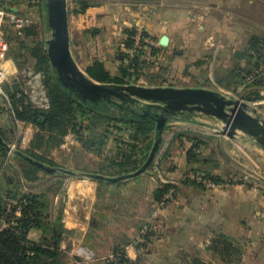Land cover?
Segmentation results:
<instances>
[{"label":"crops","instance_id":"obj_1","mask_svg":"<svg viewBox=\"0 0 264 264\" xmlns=\"http://www.w3.org/2000/svg\"><path fill=\"white\" fill-rule=\"evenodd\" d=\"M102 1L101 5L89 8L82 15L74 14L70 5L69 30L73 26L77 33H94L85 34L84 38L95 53L90 65L95 61L103 62L114 76L118 75L120 54H131L124 42L127 33L133 30H142L155 41L159 53L154 56L149 53V57L171 64L178 72L171 77L184 81L188 76H197L198 82L205 78L204 72L183 73L186 64L188 69L198 68L199 71L220 62L231 64L232 68L252 69L251 47L254 42L264 40V0ZM25 4L6 5L22 10ZM261 59L264 69V55ZM109 64L116 66L111 68ZM4 68L10 80L17 77L18 70L12 59L4 62ZM228 70L225 68L223 74L227 75ZM219 90L223 92L220 87ZM244 91H248L247 88ZM258 91L260 99L245 102L250 108L254 106L255 114L264 120V89ZM5 103H0V123L5 118L12 126L16 125ZM257 108L260 109L258 112ZM5 124L0 128L5 129ZM22 126L34 130L31 125ZM169 128L172 130L169 134L172 137L167 139L169 142L177 133L188 131L219 139L220 143L241 141L250 150L256 148L258 151L256 144L250 145L244 135L239 134L235 139L223 137V125L202 115L177 119L169 124ZM212 154L208 152L204 156ZM259 156L263 157L262 151ZM21 164L15 158L11 169L0 165V188L9 189L6 178L19 172ZM199 167L203 173L208 171L223 182L213 187L185 183L187 174ZM241 167L242 172L250 173L251 182L241 175L242 172L238 178L226 181L220 168L209 171L203 165L191 164L177 146L166 162L158 158L146 174L128 182L109 184L88 179L73 183L70 180L66 185L69 204L73 201L72 206L78 214L71 215L70 207L69 212L62 210V222L68 231L61 245L66 254L65 263L264 264V178L259 166L254 170ZM143 177L156 182H149L146 198L143 195L125 203L115 199L120 188L135 190ZM166 184L177 189L173 199L162 205L156 202L154 195ZM31 186L24 184L21 193L40 192V186ZM76 191H79L77 200L71 198ZM66 198L65 194L63 200ZM62 203L58 197H52L53 208L60 205L61 210ZM6 227L2 223L0 228ZM143 231L147 234L137 243ZM39 237L37 231L29 234L31 241H38ZM119 253L123 254L125 263L112 261L111 258L118 257Z\"/></svg>","mask_w":264,"mask_h":264},{"label":"trees","instance_id":"obj_2","mask_svg":"<svg viewBox=\"0 0 264 264\" xmlns=\"http://www.w3.org/2000/svg\"><path fill=\"white\" fill-rule=\"evenodd\" d=\"M22 2L34 5L33 0H0V5ZM102 3V0H72L70 5L73 6L74 14L82 15L89 8ZM37 5L41 10H45L44 0L39 1ZM7 32L10 36H14L11 31ZM84 34L94 35L90 32ZM135 35V30L127 33L124 46L128 51L134 48ZM37 36L38 32L35 26H31L24 30V36L21 38L30 39ZM144 36L147 37L145 34ZM19 42L20 48L27 50L34 60V70L43 74L50 102V109L47 111L35 109L23 98L17 97V93L22 92L18 79L14 80L12 85L6 84L5 91L12 101L17 120L31 125L36 130L30 145L20 151L23 156L53 169L61 170L60 165L50 158L46 151H50L53 146L58 147L65 136L71 133L77 137L81 149L102 157L99 161L100 172L98 175L116 178L133 174L139 170L145 163L154 143L155 122L150 116L143 118L147 108L142 109L128 103L120 105L107 102H100L99 105L91 102L83 103L74 95H70L69 91L58 82L50 65L45 44L33 41L32 47L29 48L24 41L20 40ZM145 53L139 50L135 55L120 54V66L116 76L112 75L105 64L100 61H95L85 70L91 79L102 84H135L134 82L139 81L143 75L142 68L148 65L144 61ZM158 53L159 50L150 48L152 56ZM263 55L264 40L254 42L249 55L252 69L237 67L227 75L218 76L217 86L225 88V90L229 88L227 86H231L234 91L237 90L235 93H240L239 88L245 86L248 91L240 93L243 100L253 102L260 99L258 89L264 87L263 81L248 83L246 76L260 75L264 71L261 62ZM9 58L17 62L16 57L11 55ZM158 79L161 78L157 77L155 80ZM0 136L8 144L9 141L4 140L3 134ZM111 138L113 144L111 147H107L106 142ZM212 140L214 138L203 134L188 131L179 132L171 140L161 162H166L171 158V149L177 144L183 150L189 163L203 165L211 171L210 169H214V165L209 158L204 156V152L210 148L209 142ZM6 158L7 150L0 145V165H3L7 170L13 168L11 164L6 163ZM15 158L22 163L20 170L6 178L8 190L0 188V227L2 223L7 225L5 229L0 228V264H66V254L61 249V245L68 231L62 222V211L59 210L57 216L52 212L53 204L50 196L53 193V188L48 187L44 192L39 193H21L24 184H36L42 180V176L54 177L60 182L59 184H62L64 176H56L42 171L18 155ZM191 172L203 173L200 168H194ZM203 174L214 184L223 182L220 177L211 176L208 171ZM185 183L197 184L188 180ZM171 189L176 194L177 188L174 185L166 184L158 188L154 195L156 202L162 203L164 196ZM18 209H20V215L17 214ZM32 231L39 233L38 241L29 239V234ZM118 255L120 261L125 263L123 254L119 253Z\"/></svg>","mask_w":264,"mask_h":264},{"label":"rangeland","instance_id":"obj_3","mask_svg":"<svg viewBox=\"0 0 264 264\" xmlns=\"http://www.w3.org/2000/svg\"><path fill=\"white\" fill-rule=\"evenodd\" d=\"M34 5H30V3H26L23 7L22 10H20V13L28 16L29 18H31L33 20V25L35 26L37 32H38V36L36 38H16L14 36H10L9 34H7V40L8 43L10 44V49L8 52V59L10 60L11 58H9L11 55L17 58V62L13 60L15 67L18 70V80L20 82L21 85V90L22 92H24L26 90V85L29 83V79H28V75L31 72H36L34 70V66H35V62L34 60L30 57L29 52L27 50L21 49L20 48V40L24 41L27 47H32V43L33 41H37V42H42L43 44H45V48H46V41L51 37V30L49 29L48 26V17H47V13L45 10H41L39 8V6L37 5L39 3V1H43V0H33ZM24 3V2H22ZM5 4H10V3H5ZM9 6V5H8ZM11 7V6H10ZM77 29L75 27L72 26V29L70 31V38H71V43H73V45L71 44V50L73 52V56L75 58V61L77 62V64L79 65V67L82 70H85L91 63V59L92 56H95L94 53V49L93 47L89 46V44H87L89 41H84L86 38L84 33H77L76 32ZM145 34V32H144ZM82 41V43H80ZM145 53V52H144ZM149 53L150 50L146 51L145 53V58L144 61H146L148 63V65H146L145 67L142 68V77H140L139 81L134 82L136 85L139 86H145V87H174V88H197V87H202V88H206L209 90H215L220 92L221 94L227 96L228 98H234V99H241L243 100V97L241 96V94L243 93V91L245 90V86H241L239 88V92L241 93H235L237 90H233L231 88V86H227L229 88H231V90H229V88H227L225 90V88H220L222 89L223 92H221L219 90V87H217V80H218V76H222L225 75L223 74L225 68L229 69L228 72L232 71L235 69V67H231V64H227V63H215L212 64L213 66H210L208 68V66H206V68H204V70H200L198 68H195V70H190L188 69V64L185 65V70H182L183 73H188L190 71L193 72V75L199 74L201 72V74L204 72L205 78L202 79V82H198L196 81V78H198L197 76H188V78L184 81L181 80L180 78L177 80L175 78H171L169 76H174V73L177 72V70H175L171 64L166 63V62H161L160 60H158L157 58H153L151 59L149 57ZM111 61V60H110ZM110 67L112 68L113 65L116 66L115 64H109ZM232 68V69H231ZM116 69V68H115ZM231 69V70H230ZM116 71V70H114ZM38 73V72H36ZM222 73V74H221ZM43 76V74H42ZM157 77H160L161 79L155 80ZM168 77V78H167ZM43 83H44V76H43ZM230 83V82H229ZM243 91H240V90ZM10 98V97H9ZM11 100V99H10ZM2 101H6L3 97L0 96V103ZM245 101V100H243ZM12 103V101H11ZM6 107L8 106L7 103ZM254 106H251V111H253ZM9 109V106H8ZM260 109L257 108V112ZM10 111V110H9ZM116 111V110H115ZM117 112V111H116ZM262 116V113L260 114ZM4 121V122H3ZM3 121L0 123L1 127L4 123L5 124V129L0 128V134H3L4 136V140L10 141L11 139H14V136L18 133H20V136L26 137L28 136L26 134L27 132V128L23 127L22 125L20 127L17 128L16 125H11L10 122L8 121V119H3ZM15 123V122H14ZM8 124V126H7ZM29 125L27 124V127ZM12 132H11V130ZM33 136L34 133L36 132L35 128L33 127ZM172 132V130L170 128H168L167 132L165 133L164 136V142L163 145L161 146L160 149V153L158 155L157 158H162L164 152L168 149L170 142L167 140L168 137L169 139L172 137L169 136V134ZM33 136L31 137V140L33 138ZM75 136V135H74ZM76 140L78 141L77 137L75 136ZM167 140V142H166ZM172 140V139H171ZM249 144L250 145H255L258 148V151L256 152V148L252 150L249 149V147L247 146V144L241 142V141H227L225 140L223 143L219 142V139H214L212 141H210V151L209 149H207L204 152V155L208 154V152H212V155H209L210 161H212V164L214 165V167L216 168H220L221 170V174L223 175V177L226 179V181L231 180V178H238L240 174V172H242V167L249 169V170H254L256 169V167H260L259 171L261 172V176L264 178V148H262L261 146H259L256 142H254L253 140L249 139ZM31 142V141H30ZM113 139H109L107 140V147H111ZM248 142V141H247ZM10 143V142H9ZM8 143V144H9ZM30 145V143H28V145L25 147L27 148ZM80 144H76L73 145L69 142L66 143L63 139L62 143L57 147V146H53L52 149L50 151H46L48 153V156L50 158H52L58 165H60V167L62 168L61 170L64 171H69L73 173V176H64L62 178L63 181L62 184H59L60 182L57 179H54V177H48V176H42V180L36 184H31V187H38L40 186L41 191L40 192H44L46 189H48V187L53 188V193L50 196L51 198L53 196H56L59 198L61 206H63V208L61 209V211L63 209H65L66 211L69 212V207L71 208L70 210V214L74 215V214H78V212H75L76 208L74 209V206H72L74 203L73 201H71V203L69 204V191H67V187L66 185H68L67 183H69V181L71 180V182L73 183H78L81 181H85L88 179H85L82 175L83 174H89V175H98V172H100V166H99V161H101V156H97L94 153H91L89 151H84L83 149L80 148ZM177 144L174 145L171 149L173 153V150L175 151V149L177 148ZM23 147L19 148L18 151H21L23 149H25ZM179 148V147H178ZM251 148V147H250ZM261 151L263 152V157H260L259 154L261 153ZM211 156V157H210ZM158 159H156L157 161ZM155 161V162H156ZM14 162V160H13ZM152 168V167H151ZM200 168V167H199ZM209 170V168H208ZM153 174V173H151ZM249 172L247 170H245L244 172L241 173L242 176L248 178L251 182V176H249ZM60 176V175H59ZM47 180H49V182H46ZM150 180V181H149ZM91 181V180H90ZM45 182V183H44ZM95 182V181H92ZM128 182V181H127ZM151 182H155L152 181L151 179H148L147 177H143V179H141V181L139 182V186L135 187V190H132L131 188H120L115 194V199L121 200L124 203L129 199H136L138 200L139 198H142L144 195V198H146L147 196V187L150 185ZM254 182V181H253ZM72 183V184H73ZM156 183V182H155ZM27 186V185H26ZM30 186V185H28ZM45 186V187H44ZM66 194L67 198L66 200H63V196ZM94 196V194H92ZM106 197V195H105ZM71 198H75L76 200L79 198V191H76L75 194H73V196ZM57 209L53 208L52 212L55 216H57L58 212H59V208L60 205H57L56 207ZM122 209V208H121Z\"/></svg>","mask_w":264,"mask_h":264},{"label":"water","instance_id":"obj_4","mask_svg":"<svg viewBox=\"0 0 264 264\" xmlns=\"http://www.w3.org/2000/svg\"><path fill=\"white\" fill-rule=\"evenodd\" d=\"M51 37L46 41V53L55 76L70 95L83 103L100 102L109 104H131L145 109L143 118L150 116L155 122L154 143L145 163L135 173L116 178L102 175L83 174L85 179L98 183L116 184L135 179L146 174L155 164L164 142L169 124L180 118H192L202 115L223 125L221 135L235 139L239 134L253 140L264 148V120L251 111L247 102L228 98L218 91L202 87H145L136 84H102L91 79L86 70H82L71 50L69 30V0H44ZM155 112V113H154ZM0 145L8 152V144L0 136ZM50 174L73 176L72 172L53 169L29 157L20 151L16 156Z\"/></svg>","mask_w":264,"mask_h":264},{"label":"built area","instance_id":"obj_5","mask_svg":"<svg viewBox=\"0 0 264 264\" xmlns=\"http://www.w3.org/2000/svg\"><path fill=\"white\" fill-rule=\"evenodd\" d=\"M72 0H69L71 2ZM33 20L28 16H25L20 13L18 8L13 6H7L6 4L0 5V96L3 97L8 106L15 124L20 127L25 124L17 120L15 116V112L11 103V100L5 91L6 84H13V81L18 79L13 78L9 79L7 72L4 68V62L8 60V52L10 49V44L7 40V31H11L16 37H23L24 30L33 25ZM134 48L131 50V54L135 55V53L139 50L148 51L150 48L156 47V42L151 40L149 37L144 36V32L142 30H137L136 35L134 37ZM255 55V53H252ZM29 83L26 85V90L24 92L17 93L18 98H23L27 104L32 105L35 109H39L42 111H47L50 109V102L47 96V90L43 83V76L41 73L31 72L28 75ZM246 81L248 83L263 81L264 83V71L260 73V75H248L246 76ZM264 89V87H263ZM26 134L28 136L23 137L20 136V133L17 132L14 139L8 144V152L6 163L12 164L14 160V154L19 150V148H25L28 143L31 141V137L33 136V130H27ZM64 141L66 143H71L72 146L79 144L76 140L75 136L71 133L65 136ZM187 179L197 184L205 187H213L215 184L204 174L190 172L187 174ZM175 191L171 189L163 198L162 205L167 204L174 197ZM15 204V203H13ZM9 207V204L7 205ZM18 215H20V209H18ZM147 234L146 231H143L140 235V238L137 239V243L142 242L144 236ZM112 261L120 260L118 257H112ZM77 264H84L82 262H77Z\"/></svg>","mask_w":264,"mask_h":264}]
</instances>
